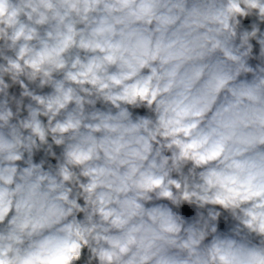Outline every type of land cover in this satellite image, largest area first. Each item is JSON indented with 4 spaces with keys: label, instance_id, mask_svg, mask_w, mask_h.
<instances>
[{
    "label": "clouds",
    "instance_id": "obj_1",
    "mask_svg": "<svg viewBox=\"0 0 264 264\" xmlns=\"http://www.w3.org/2000/svg\"><path fill=\"white\" fill-rule=\"evenodd\" d=\"M0 264H264V0H0Z\"/></svg>",
    "mask_w": 264,
    "mask_h": 264
},
{
    "label": "trees",
    "instance_id": "obj_2",
    "mask_svg": "<svg viewBox=\"0 0 264 264\" xmlns=\"http://www.w3.org/2000/svg\"><path fill=\"white\" fill-rule=\"evenodd\" d=\"M184 211H185L186 214L191 215V212L187 208H185ZM225 227H226V225L223 222H221L220 228L224 229Z\"/></svg>",
    "mask_w": 264,
    "mask_h": 264
}]
</instances>
